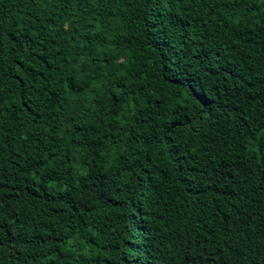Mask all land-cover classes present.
<instances>
[{
  "label": "trees",
  "instance_id": "trees-1",
  "mask_svg": "<svg viewBox=\"0 0 264 264\" xmlns=\"http://www.w3.org/2000/svg\"><path fill=\"white\" fill-rule=\"evenodd\" d=\"M264 0H0V264H259Z\"/></svg>",
  "mask_w": 264,
  "mask_h": 264
},
{
  "label": "clouds",
  "instance_id": "clouds-1",
  "mask_svg": "<svg viewBox=\"0 0 264 264\" xmlns=\"http://www.w3.org/2000/svg\"><path fill=\"white\" fill-rule=\"evenodd\" d=\"M262 256H263V260H262V261H260V263H259V264H264V250H263Z\"/></svg>",
  "mask_w": 264,
  "mask_h": 264
}]
</instances>
